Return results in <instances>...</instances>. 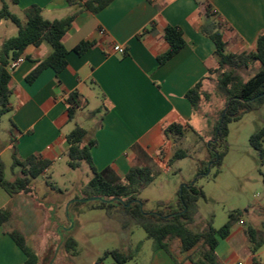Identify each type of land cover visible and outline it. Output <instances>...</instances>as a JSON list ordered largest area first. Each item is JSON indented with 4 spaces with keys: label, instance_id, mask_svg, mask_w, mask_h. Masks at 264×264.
Here are the masks:
<instances>
[{
    "label": "crops",
    "instance_id": "obj_1",
    "mask_svg": "<svg viewBox=\"0 0 264 264\" xmlns=\"http://www.w3.org/2000/svg\"><path fill=\"white\" fill-rule=\"evenodd\" d=\"M203 1L212 6L224 25L227 52L256 50L257 39L264 34V0H114L97 14L85 10L76 13L68 0H18L17 4L0 0V10L6 4L22 23L31 6L39 7L43 18L51 22L76 13L62 39L68 51L65 69L56 74L47 68L34 82H26L37 64L52 52L44 42L27 46L21 55L24 62L9 71L12 110L8 120L14 141L10 137L0 142V161L4 152L9 151L12 156L15 148L21 160L38 156L49 161L50 166L41 175L47 176L66 156L71 123L80 114L87 118V105L99 96L100 106L95 110L100 109V113L91 119L93 126L89 130L97 141L92 149L96 169L110 180H122L133 167H148L155 175V170H162L159 164H163V170L168 172L175 145L165 139L163 127L189 124L195 113L202 111L204 99L193 111L185 94L205 78L203 91L207 93L218 76L209 75L218 64L214 43L201 32L205 19L198 4ZM6 21L9 20L0 21V48L4 41L18 34L17 26L12 28ZM166 26L181 29L186 45L167 63L159 65L157 57L168 49L164 39ZM149 29L152 31L147 32ZM82 42L93 45L79 55L74 50ZM117 45L124 48V55L113 50ZM255 66L258 68V64ZM73 93L78 94L81 107L70 121L67 100ZM19 173L17 168L11 176L5 172L3 176L13 182ZM34 203L32 194L11 197L0 188V211L13 214L0 228V264L25 263V254L8 234L14 229L9 224L14 223L20 208L32 206L34 210ZM255 214L264 216V205L255 207ZM261 226L264 228V223ZM246 229L245 221L240 219L228 237L219 240V264H264V244L252 253ZM166 244V250L154 251L152 246L148 252L149 248L142 243L138 257L147 250L142 264H192V252L183 253L179 239Z\"/></svg>",
    "mask_w": 264,
    "mask_h": 264
},
{
    "label": "trees",
    "instance_id": "obj_2",
    "mask_svg": "<svg viewBox=\"0 0 264 264\" xmlns=\"http://www.w3.org/2000/svg\"><path fill=\"white\" fill-rule=\"evenodd\" d=\"M113 1L68 0V5L75 8L77 10L76 13L85 10L97 14ZM11 2L17 4L18 0H11ZM198 6L201 16L205 19V23L201 26V32L216 47L214 56L218 67L209 71V75H218L219 89L226 94L224 107L213 126L211 142L206 145L207 159L201 163L202 169H198V175L203 176L209 169L215 167L217 171L214 177H218L223 165V159L228 152L229 124L240 121L244 115L256 111L264 103V34L259 35L254 52L229 53L227 52V42L224 36V25L218 19L212 6L207 1L199 3ZM76 13L65 19L51 22L43 18L42 10L39 7L31 6L25 11L26 20L22 23L19 18L10 13L8 6L3 4L0 10V21H11L17 26L18 34L4 41L0 48V120L12 110L10 103L11 90L9 84L11 75L8 71L9 63L21 57L27 46H39L45 42L50 45L52 52L46 59L37 64L34 70L26 77V82H34L47 68H51L56 74H59L67 65L66 56L68 54L62 39L71 27ZM151 31L152 29L147 30V32ZM164 39L168 44V49L157 57L159 65L167 63L186 45L183 32L177 27L166 26ZM92 45L91 42H82L74 51L81 55ZM254 64H258V71L247 81H243L238 71L250 68ZM205 79L198 82L185 94V99L190 103L193 111H197L200 102L209 97L203 91ZM67 104L69 120L73 121L81 107L78 101V94H71ZM99 113L100 109L92 111L89 113V118L93 119ZM189 129H191L189 124L172 123L164 126L162 131L167 141L178 145L180 139L184 137L185 132ZM66 139L69 145L66 152L68 166L73 170H77L81 167L82 162H85L92 172L93 177L86 190L90 189L106 200H121V202L116 200L112 203L99 201L98 208L112 209L120 207L126 216L144 229L147 239L152 241L154 251L166 250V241L179 239L181 251L183 253L192 252V256L189 258L192 264H219L216 256L219 240L228 237L232 226L240 220V213H231L228 222L220 230L213 228L211 223L200 230H195L194 225L198 215L197 202L200 198H204L203 191L197 188L195 183L193 185L188 184L178 192L176 206H172L167 202H158V210L145 212L143 209L144 202L139 199V194L154 181V173L150 168L145 166L133 167L122 180H110L105 173L99 172L94 166L92 149L97 146V141L90 131L81 126H75ZM11 141H14L13 131L11 133ZM250 146L258 152L261 164L264 165V128L258 129L250 137ZM219 148L222 151H219ZM187 156L188 153L185 150L176 146L169 161V166L174 161ZM49 166V161L43 160L38 156H29L25 160H21L14 148L11 168L13 171L19 168L20 173L13 182L6 181L3 176L4 167L0 161V188L5 190L11 197L21 193L32 194L33 182L43 175ZM135 200L140 201L142 207L139 203L134 202ZM126 205H129V207H126ZM10 219V212L6 210L0 211V228L5 226ZM8 234L25 254L26 261L24 264H50L54 260L56 251H53L49 258L46 257L42 260L37 252L25 246L23 236L20 233L11 231ZM245 234L251 252L256 253L264 244V236L252 227H247ZM59 244L71 256L76 255L77 242L70 235H62L57 245ZM141 248L142 243H139L130 252L120 250L107 251L104 254V258L111 257L113 264H126L137 257ZM104 258H100L95 264H102Z\"/></svg>",
    "mask_w": 264,
    "mask_h": 264
},
{
    "label": "rangeland",
    "instance_id": "obj_3",
    "mask_svg": "<svg viewBox=\"0 0 264 264\" xmlns=\"http://www.w3.org/2000/svg\"><path fill=\"white\" fill-rule=\"evenodd\" d=\"M6 22L16 28L11 21ZM257 71L254 64L239 70L238 74L243 81H247ZM207 93L209 97L203 101V115L200 111L195 113L189 123L191 129L175 145L185 150L188 156L174 161L168 172L163 170V164H159L162 170H155L154 181L139 194V199L144 202L143 209L145 212H154L158 210V202L176 206L178 192L188 184L195 183L204 193V198L197 202L195 230L209 223L220 230L228 222L231 213H240V219L245 221L247 227L264 233L261 226L264 216L255 214V207L264 205V165L261 164L258 152L250 146V137L258 129L264 128V103L256 111L244 115L240 121L229 124L228 152L218 177H214L217 171L215 167L199 176L198 169H202L201 163L208 156L206 145L212 137V126L226 101V94L219 89L216 76ZM98 98L87 105L84 112L87 118L81 114L76 116L71 123L73 129L81 126L91 130L93 121L89 113L100 106ZM204 119H208V122ZM11 133L6 114L0 120V142L9 139ZM219 151L222 149L219 148ZM1 162L6 175L11 176V152H4ZM92 177L87 163L82 162L79 169L73 170L68 166V158L65 156L47 176H40L33 182L35 209L32 206L28 209L20 208L14 223L10 222L9 225L14 228L12 231L23 236L25 246L37 252L42 260L56 251L52 264H95L104 258L107 251L130 252L139 243H145L148 252L151 250L153 244L147 239L144 229L126 216L120 207L101 209L98 208L99 201H88L92 198L106 200L96 192L86 190ZM10 214L12 218V212ZM66 234L77 242L75 256L68 254L61 244L57 245L62 235ZM146 253L144 249L141 257L138 254L126 264H142ZM102 264H113V259L104 258Z\"/></svg>",
    "mask_w": 264,
    "mask_h": 264
},
{
    "label": "built area",
    "instance_id": "obj_4",
    "mask_svg": "<svg viewBox=\"0 0 264 264\" xmlns=\"http://www.w3.org/2000/svg\"><path fill=\"white\" fill-rule=\"evenodd\" d=\"M113 50L121 55H124L125 54V50L123 47L117 45L113 48ZM24 62V58L23 57H19L18 59L16 60H13L9 63L8 65V71H13L14 69H16L21 63Z\"/></svg>",
    "mask_w": 264,
    "mask_h": 264
},
{
    "label": "water",
    "instance_id": "obj_5",
    "mask_svg": "<svg viewBox=\"0 0 264 264\" xmlns=\"http://www.w3.org/2000/svg\"><path fill=\"white\" fill-rule=\"evenodd\" d=\"M191 185H193V184H191ZM116 200L121 202V200H119V199H113V200H103V199H100V198L88 199V201H100V202H104V203H112V202H114ZM134 202L139 203L140 206L142 207V203L140 201L135 200ZM126 207H129V205H126ZM61 243H62V239H61ZM50 264H52V261L50 262Z\"/></svg>",
    "mask_w": 264,
    "mask_h": 264
}]
</instances>
